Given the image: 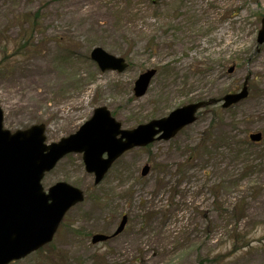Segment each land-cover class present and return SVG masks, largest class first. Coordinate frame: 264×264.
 Returning a JSON list of instances; mask_svg holds the SVG:
<instances>
[{
    "label": "rangeland",
    "instance_id": "1",
    "mask_svg": "<svg viewBox=\"0 0 264 264\" xmlns=\"http://www.w3.org/2000/svg\"><path fill=\"white\" fill-rule=\"evenodd\" d=\"M263 13L264 0H0L3 125L44 123L46 143L99 105L132 128L249 82L239 103L209 104L169 140L126 150L97 185L80 152L60 159L43 188L65 180L85 199L49 245L12 264H264V139L248 138L264 133ZM24 34L34 45L18 52L13 42ZM96 45L129 67L102 71L89 56ZM151 67L136 97L134 81ZM123 213L124 231L91 242Z\"/></svg>",
    "mask_w": 264,
    "mask_h": 264
},
{
    "label": "water",
    "instance_id": "2",
    "mask_svg": "<svg viewBox=\"0 0 264 264\" xmlns=\"http://www.w3.org/2000/svg\"><path fill=\"white\" fill-rule=\"evenodd\" d=\"M257 42H264V17L257 32ZM91 58L101 70H125L128 65L122 56L106 52L96 46ZM233 66L229 68V71ZM155 69L141 73L134 89L141 96L147 89ZM236 93L224 95L223 107H228L248 95L247 82ZM204 100L187 103L175 108L168 115L139 124L128 130L120 129L108 109L100 106L89 120L75 133L57 142L45 144V125L35 124L14 132L4 128L3 110L0 106V264L19 259L30 251L49 242L61 221V217L72 204L83 199L82 190L59 181L47 192L40 180L43 173L54 167L59 158L69 152H82L88 172L95 175L94 183L104 177L112 161L133 146H144L157 139L174 136L178 130L196 119V111L204 106ZM252 140H260L259 132L251 133ZM106 156H103V154ZM148 165L142 169L147 173ZM126 216L116 232L122 230ZM106 235L94 234L93 242L105 240Z\"/></svg>",
    "mask_w": 264,
    "mask_h": 264
},
{
    "label": "trees",
    "instance_id": "3",
    "mask_svg": "<svg viewBox=\"0 0 264 264\" xmlns=\"http://www.w3.org/2000/svg\"><path fill=\"white\" fill-rule=\"evenodd\" d=\"M28 21H30V19H28ZM32 25H34V21L31 20ZM1 35V33H0ZM1 38V37H0ZM31 37L27 36L26 34L20 36V38H18V41H14L13 45L15 47V49H17V51H21L22 49L28 51L32 48V46L34 45L30 39ZM2 46L3 51H6V46H8L7 44V40H5L4 38L2 39V42L0 43ZM3 59L0 58V71H1V65L3 63Z\"/></svg>",
    "mask_w": 264,
    "mask_h": 264
}]
</instances>
